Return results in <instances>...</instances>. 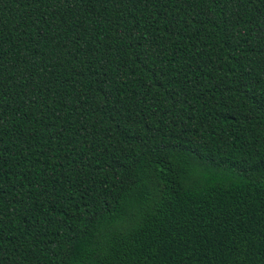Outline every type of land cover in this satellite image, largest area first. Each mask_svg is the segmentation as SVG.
Segmentation results:
<instances>
[{
  "label": "trees",
  "instance_id": "obj_1",
  "mask_svg": "<svg viewBox=\"0 0 264 264\" xmlns=\"http://www.w3.org/2000/svg\"><path fill=\"white\" fill-rule=\"evenodd\" d=\"M0 264H264V0H0Z\"/></svg>",
  "mask_w": 264,
  "mask_h": 264
}]
</instances>
